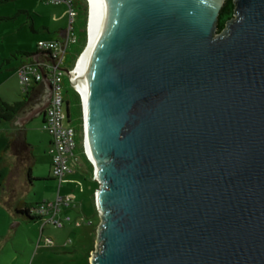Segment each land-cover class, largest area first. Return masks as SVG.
Segmentation results:
<instances>
[{
	"label": "water",
	"instance_id": "obj_1",
	"mask_svg": "<svg viewBox=\"0 0 264 264\" xmlns=\"http://www.w3.org/2000/svg\"><path fill=\"white\" fill-rule=\"evenodd\" d=\"M103 1L83 88L91 264H264V0H235L220 35L225 0ZM42 74L18 126L44 119Z\"/></svg>",
	"mask_w": 264,
	"mask_h": 264
},
{
	"label": "rangeland",
	"instance_id": "obj_2",
	"mask_svg": "<svg viewBox=\"0 0 264 264\" xmlns=\"http://www.w3.org/2000/svg\"><path fill=\"white\" fill-rule=\"evenodd\" d=\"M80 7L86 8L82 27L84 40L79 42L82 52L88 37V1L80 0ZM68 10L65 2L55 5L43 0H0V59H7L18 51H35L39 40L58 37L59 30L68 29L70 25ZM78 21L75 16V24ZM78 56L70 70H73ZM23 61L25 58L20 56L0 72V97L7 103L22 98L14 69ZM69 85L72 87L70 81ZM75 92L79 99V117L75 118L79 129L78 142L69 161L70 171L61 182L50 173L49 136L42 128V117H34L24 126L16 125V119L0 123V166L6 165L11 169L0 190V264H91L94 229L101 220L95 203L100 180L94 174V164L84 152L82 97L78 90ZM21 127L25 130L26 141L33 146L30 183L26 181L25 172L14 167L15 157L3 151L10 134ZM67 196L75 199L76 206L64 209L63 213L72 220L61 229L43 224L42 220L27 221L6 206L9 202L53 201ZM47 238H51L52 243H47Z\"/></svg>",
	"mask_w": 264,
	"mask_h": 264
},
{
	"label": "built area",
	"instance_id": "obj_3",
	"mask_svg": "<svg viewBox=\"0 0 264 264\" xmlns=\"http://www.w3.org/2000/svg\"><path fill=\"white\" fill-rule=\"evenodd\" d=\"M47 4L69 3V0H43ZM70 25L65 37L54 40H39L37 49L47 51L48 58L36 62L20 63L15 68L21 92L29 91L33 83L42 82L43 74L47 76L50 83V101L45 109L42 128L49 136L48 156L50 158L51 174L54 179L62 181L65 174L70 171L69 161L77 146V132L73 125L67 122L66 102L64 97V78L66 76L65 57L70 44L76 41L71 34V23L76 12L69 7L68 10ZM73 76V70H71ZM72 85V84H71ZM75 199L71 196L58 197L53 201H43L41 204L30 209V213L39 217L43 224H51L56 228H63L71 222V217L63 213L68 207H75ZM43 228H41L42 230ZM47 243H52L51 238L46 239Z\"/></svg>",
	"mask_w": 264,
	"mask_h": 264
},
{
	"label": "trees",
	"instance_id": "obj_4",
	"mask_svg": "<svg viewBox=\"0 0 264 264\" xmlns=\"http://www.w3.org/2000/svg\"><path fill=\"white\" fill-rule=\"evenodd\" d=\"M7 1V0H3ZM68 6L75 10L76 16L79 21L75 24L74 20L71 23V34L75 36L76 41L70 44L66 51L65 57V68L69 69L72 66L74 59L81 52L79 47V42L84 40V31L83 25L86 16V8L80 7V0H69ZM236 11V2L235 0H225L223 5L220 8L216 34L220 33L225 29L226 23L233 18V15ZM47 51H40L36 48L35 51H18L12 54L7 59H0V72H2L7 65H9L13 60L18 59V57L23 56L25 61L21 62H36L42 61L48 58ZM49 54V53H48ZM36 58V59H35ZM16 68V67H15ZM15 70V69H14ZM76 90L69 85L68 78H64V97L66 102L67 109V122H69L75 128L78 134V128L75 124V118L79 117V99L77 96ZM45 95V86L43 82L33 83L29 87V91L22 95L21 100L7 103L0 97V123L2 122H11L23 113L26 107L30 104L39 103L42 101L43 96ZM78 110V114H77ZM44 121V119H42ZM78 142V138H76ZM4 152H10L15 157L14 167L17 169H22L26 174V181L30 183L32 181L31 170L34 164L33 156V146L26 141L25 130L23 127L13 131L3 149ZM51 173V168H50ZM11 174V169L4 165L0 166V190L4 187L6 180ZM52 175V174H51ZM41 202H16L12 204L11 202L6 203V206L9 209H12L13 212L17 215H21L27 221L40 220L39 217H36L30 213V209L34 206L41 204ZM92 227V224H91ZM93 228L90 229V232ZM92 244V240L90 245Z\"/></svg>",
	"mask_w": 264,
	"mask_h": 264
},
{
	"label": "bare ground",
	"instance_id": "obj_5",
	"mask_svg": "<svg viewBox=\"0 0 264 264\" xmlns=\"http://www.w3.org/2000/svg\"><path fill=\"white\" fill-rule=\"evenodd\" d=\"M89 4V15H88V37L86 44L78 56L75 66L73 68V84L78 89L82 97L83 115H84V126L86 123V116L84 111V99H83V88H84V77L86 70V61L88 53L98 28L99 22L104 13V1L103 0H87ZM88 157V156H87ZM92 164L95 163L88 157Z\"/></svg>",
	"mask_w": 264,
	"mask_h": 264
},
{
	"label": "crops",
	"instance_id": "obj_6",
	"mask_svg": "<svg viewBox=\"0 0 264 264\" xmlns=\"http://www.w3.org/2000/svg\"><path fill=\"white\" fill-rule=\"evenodd\" d=\"M66 34H67V29H60L59 30V32H58V37H56V38H54V39H59V38H61V37H65L66 36ZM53 39V40H54ZM27 62V61H26ZM20 64V63H19ZM18 64V65H19ZM15 71V70H14ZM40 232H42V230L40 231Z\"/></svg>",
	"mask_w": 264,
	"mask_h": 264
},
{
	"label": "flooded vegetation",
	"instance_id": "obj_7",
	"mask_svg": "<svg viewBox=\"0 0 264 264\" xmlns=\"http://www.w3.org/2000/svg\"><path fill=\"white\" fill-rule=\"evenodd\" d=\"M40 103V102H39ZM39 103H34V104H30V105H28L27 107H26V109L23 111L24 113H27V112H29V111H32L33 109H34V107L37 105V104H39ZM23 113V114H24Z\"/></svg>",
	"mask_w": 264,
	"mask_h": 264
}]
</instances>
